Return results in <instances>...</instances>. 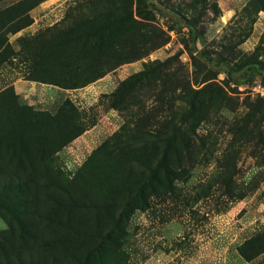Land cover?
I'll use <instances>...</instances> for the list:
<instances>
[{
	"label": "rangeland",
	"instance_id": "374dc122",
	"mask_svg": "<svg viewBox=\"0 0 264 264\" xmlns=\"http://www.w3.org/2000/svg\"><path fill=\"white\" fill-rule=\"evenodd\" d=\"M89 1L42 0L31 6L0 0V19L19 12V23H27L0 33V117L4 108L3 134L10 136L1 141L0 165H16L11 137H19L20 124L34 113L45 120V114L60 112L63 121L71 114L73 132L83 131L36 165L84 191L72 213L91 236L75 243L81 262L264 264V10L254 12L251 0H148L143 15L134 18L151 50L70 87L95 72L75 76L61 63L79 52L69 47L45 57L46 45L87 13ZM248 12L251 22L243 17ZM142 71L149 75L138 82L133 77ZM125 80L131 94L119 104L113 93ZM191 101L197 110L184 131L189 147L178 148L187 169H176L169 179L160 172L159 182L144 193L146 204L137 200L120 212L122 197L161 155L160 145L149 146L148 163L135 161L121 151V142L130 133L139 134L137 140L154 137L162 123L181 122ZM34 137L30 132L27 141L34 144ZM95 150L90 174L83 166ZM1 205L0 236L10 233ZM110 226V239L93 253L87 250ZM36 229L45 235L62 230L43 221Z\"/></svg>",
	"mask_w": 264,
	"mask_h": 264
},
{
	"label": "trees",
	"instance_id": "16d2710c",
	"mask_svg": "<svg viewBox=\"0 0 264 264\" xmlns=\"http://www.w3.org/2000/svg\"><path fill=\"white\" fill-rule=\"evenodd\" d=\"M26 1L34 6L42 0ZM148 3V0L89 1L86 7L87 13L75 18L65 30L57 31L53 39L47 43L45 57L47 52L54 50L56 53L65 52L69 47L79 52L77 55L68 56L61 64L67 65L75 76L87 71L95 74L81 84L71 83L70 87L83 86L101 76L104 71L142 57L151 50V47L147 46V33L141 30V23L134 18V13L142 16L144 5ZM250 5L255 8L254 12L264 10V0H251ZM9 13L0 19V33L8 29L14 33L27 25V23H19L22 21L19 12ZM245 15L249 16L250 22L253 20L249 12L243 14V17ZM148 75L146 71H142L133 78L139 82ZM260 80L264 84V75L260 76ZM128 82L129 80L123 81L113 93L114 100L119 104L127 98L126 94L131 90V87L126 85ZM9 106L10 104L7 103L4 107ZM3 109L1 108L2 118L0 117V144L3 138H10L3 134V121L6 115V110ZM196 110L195 103L191 101L186 118L181 122L171 120L162 123L154 137L143 136L137 140L136 136L139 134L130 133L127 139L121 142V151L131 153L135 161L142 160L148 163L144 157L149 155L147 149L149 146L160 145L161 155L154 157L155 165L149 169L148 174L137 187L134 190L129 189V193L122 197L120 212L125 211L137 200L146 204L144 193L148 188H152L154 183L159 182L160 172L169 179L170 176H175L176 169H187L185 164L188 160L178 152V148L189 147V140L184 131L190 124L191 114ZM41 118L43 117L34 113L28 123L20 124L21 132L28 134L27 137L24 138L22 133L19 137H15V134L11 137L14 141L15 160L13 161H16V165L10 167L0 165L2 195L0 201L3 211H6L10 217L8 220L10 233L2 232L0 236V264H61L60 261L64 259L71 261L72 264H86L84 260L83 262L79 260L77 255L79 251L75 250V243L87 240L91 236L83 231L77 218L72 215L74 210L79 209L81 200H84L81 194L84 191H81L80 187V190L78 187H73L71 182L55 180L53 175L45 173L36 165V162L45 158L46 154L52 155L83 130L73 132L75 123L71 120V114L64 121L60 112L57 116L45 114V120ZM30 132L35 135L34 144L32 141H27ZM133 145L138 149L136 155L133 154L135 148ZM97 152L98 150H95L83 166L84 171L90 174ZM170 157H173L171 161ZM118 187L122 185L119 184ZM41 221L59 227L62 229L61 234L45 235V232H36ZM112 235L113 230L110 226L105 235H100L94 245L87 250L93 253ZM260 244L261 241L256 245L260 248ZM56 248L61 249L65 257L53 250ZM259 250L256 249L253 254H257ZM86 255L85 261L88 260L89 253Z\"/></svg>",
	"mask_w": 264,
	"mask_h": 264
}]
</instances>
